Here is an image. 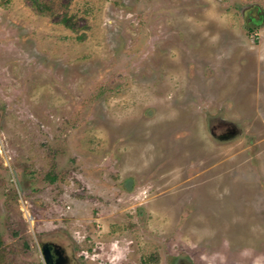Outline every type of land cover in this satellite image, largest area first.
<instances>
[{"label":"rangeland","instance_id":"rangeland-1","mask_svg":"<svg viewBox=\"0 0 264 264\" xmlns=\"http://www.w3.org/2000/svg\"><path fill=\"white\" fill-rule=\"evenodd\" d=\"M49 241L264 264V0H0V264Z\"/></svg>","mask_w":264,"mask_h":264},{"label":"flooded vegetation","instance_id":"flooded-vegetation-1","mask_svg":"<svg viewBox=\"0 0 264 264\" xmlns=\"http://www.w3.org/2000/svg\"><path fill=\"white\" fill-rule=\"evenodd\" d=\"M234 130H235V126L227 125L222 133H217V131L213 129L212 134L220 139H225L230 137L234 133ZM48 246L50 253V259H49L50 264H69L70 259L67 256L65 249L61 245L49 241Z\"/></svg>","mask_w":264,"mask_h":264},{"label":"water","instance_id":"water-1","mask_svg":"<svg viewBox=\"0 0 264 264\" xmlns=\"http://www.w3.org/2000/svg\"><path fill=\"white\" fill-rule=\"evenodd\" d=\"M43 253H44V257H45V260H46V263L47 264H50V253H49V246H48V243H46L44 246H43Z\"/></svg>","mask_w":264,"mask_h":264}]
</instances>
